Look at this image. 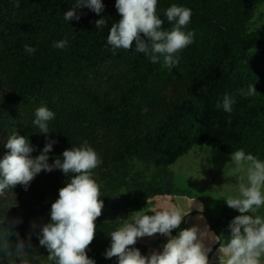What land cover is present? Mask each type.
Listing matches in <instances>:
<instances>
[{
	"label": "trees",
	"instance_id": "16d2710c",
	"mask_svg": "<svg viewBox=\"0 0 264 264\" xmlns=\"http://www.w3.org/2000/svg\"><path fill=\"white\" fill-rule=\"evenodd\" d=\"M240 2L220 24H199L195 28L198 52H180L178 65L169 70L161 67L162 57L161 63H152L135 45L113 54L107 35L112 23L120 19L115 0H102L100 14L86 6L78 8L79 21L69 22L64 13L77 0H18V7L16 0H0V158L7 153L3 131L26 136L34 146L32 154H40L46 136L33 124L40 106L55 113L48 122L47 139L56 141L48 163L62 159L65 149L80 148L81 141L94 149L100 163L92 175L100 185L104 205L86 250L95 264H117L116 257L104 256L111 244L109 235L131 222L133 212L147 209L156 196L187 194L175 186L170 166L194 146L227 154L243 150L264 161V59L257 68L240 61L241 55L264 45V31H250L247 21L250 10L264 6V0ZM216 3L158 0L157 15L164 21L163 30L170 31L173 23L164 13L171 5L205 13ZM102 17L107 21L104 28H96L95 21ZM65 37L66 48L52 47ZM25 45L35 51L27 52ZM175 82L185 92L176 96L173 105L151 96L161 84ZM249 84H254L256 94L241 95ZM225 94L236 100L231 113L217 107ZM154 105L155 110L144 111ZM71 114L75 122L62 120ZM86 129H98L100 134ZM72 175L65 176L60 169L41 171L27 190L17 185L0 194V218H7L5 226L12 229L13 243L18 232L26 242L30 235L32 245L40 226L49 222L58 190ZM200 213L208 229L226 244L234 217L225 212L215 216L207 208ZM184 215L181 228H187V218L193 213ZM179 230L174 229L172 235ZM4 231L0 228V236ZM134 247L148 255L145 244L137 241ZM217 247L215 243L213 250ZM33 255H38L36 261L51 264L44 247Z\"/></svg>",
	"mask_w": 264,
	"mask_h": 264
},
{
	"label": "clouds",
	"instance_id": "9594fccd",
	"mask_svg": "<svg viewBox=\"0 0 264 264\" xmlns=\"http://www.w3.org/2000/svg\"><path fill=\"white\" fill-rule=\"evenodd\" d=\"M157 2L115 0L120 19L112 23L107 44L111 46L113 54L117 49L130 50L135 45V50L147 55L152 63H161L162 57L161 67L170 70L178 65L179 53L193 43L194 32L183 31L190 23L192 12L176 4L168 7L164 15L173 23V27L165 31L162 27L164 21L157 15ZM15 6H19L18 0ZM84 6L97 14L104 9L102 0H77L64 13V20L79 21L80 15L76 10ZM106 22L102 17L95 21V26L104 28ZM67 44L65 37L55 41L52 47L64 49ZM25 50L29 53L35 51L28 45H25ZM256 92L254 84H249L246 92L241 90V95L253 96ZM235 103L233 96L225 94L217 107L231 113ZM54 118L55 113L46 106L35 110L33 124L38 127L39 133L46 136L43 149L35 157L31 155L34 146L26 136L15 132L7 139L4 146L9 151L0 158V194L17 185L27 190L41 171L60 169L65 176L73 174L69 182L58 190V198L50 207L49 222L40 226L38 242L47 250L46 258L51 264H95L94 259L87 256L86 250L95 237V221L102 214L104 206L100 199V185L92 175L100 160L91 147H71L61 153L62 159L55 158L53 163H48V154L56 143L47 139L50 132L48 122ZM230 156L234 164L230 175L238 176L245 172L247 182L239 178L236 194L223 199L229 208L240 213L229 222L226 244L221 243L220 236L212 233L207 226L203 229L196 225L181 228L185 219L183 211L175 206H165L152 214L134 212L131 222L110 233L111 244L104 252L105 258L116 257L117 264H209L211 243H218L219 264H264V217L257 214L264 206V161L243 150H236ZM197 209L202 212L203 206L199 205ZM6 219L5 215L0 218V228L5 230L0 236V260H6L7 264H35L39 257L33 255L29 260L31 236L26 242L16 232L13 245L10 239L12 229L5 226ZM32 227L35 229V222ZM174 229H180L175 236L172 235ZM156 234L168 238L162 250H153L145 256L134 247L139 238ZM205 240L210 243L206 244Z\"/></svg>",
	"mask_w": 264,
	"mask_h": 264
},
{
	"label": "rangeland",
	"instance_id": "374dc122",
	"mask_svg": "<svg viewBox=\"0 0 264 264\" xmlns=\"http://www.w3.org/2000/svg\"><path fill=\"white\" fill-rule=\"evenodd\" d=\"M240 0H217L216 5L209 9L205 13H192L190 23L183 29V31H193L194 38L193 43L188 45L181 52L183 54H193L198 52L195 42V28L201 23H207L209 21L219 23L224 16H227L231 12H235L240 5ZM247 21L250 31L254 30L258 25L260 27L257 30L264 31V6L253 7L248 16ZM264 59V45H259L251 52L241 55L242 64H250L252 68H257L259 62ZM109 74L105 78L112 76ZM157 91H151L152 97L158 98L167 104L173 105L176 96L185 92L183 85L175 83L161 84ZM155 110V105L144 108V111ZM64 122H75L74 115L63 116ZM87 133L100 134V131L96 129H86ZM13 134L9 131H3L1 139L5 145L7 139ZM81 147H90L86 141H81ZM4 150H9L4 146ZM31 155L35 157L32 153ZM234 164L231 162V156L227 153L218 152L212 148L206 146H194L187 154L179 157L175 163L170 166L174 175V184L177 188L184 190L187 194H174L167 196H156L150 200L149 207L147 209L140 210L145 214H152L156 210H161L165 206H175L186 213H193V215L187 218V228L193 225L199 226L201 229L207 226L205 219L198 211L199 205L209 209L215 216H220L222 212H225L233 217L239 215L237 210L229 208L224 198L229 195L236 194L238 188L239 178H243V182H247V176L245 172H241L238 176L230 175ZM194 201V202H193ZM136 212V211H135ZM135 213L133 212L131 216ZM264 217V206L257 213ZM208 228V227H207ZM39 234V233H38ZM38 234L32 240V249L30 252L29 260H32L31 253L36 254L39 248H43L39 245ZM167 237L161 235L160 237H144L139 238L137 241L143 243L147 247V254L153 250L160 251L162 246L167 241ZM205 243H210L205 240ZM15 243H13L14 245ZM215 243H211V252L208 253L209 264H219L217 250L218 247L213 250ZM36 256V255H34ZM38 257V255H37ZM221 260L223 257L220 258ZM264 258H262V261ZM0 264H7L6 260H0ZM35 264H44L42 261H35Z\"/></svg>",
	"mask_w": 264,
	"mask_h": 264
},
{
	"label": "crops",
	"instance_id": "0c3cea01",
	"mask_svg": "<svg viewBox=\"0 0 264 264\" xmlns=\"http://www.w3.org/2000/svg\"><path fill=\"white\" fill-rule=\"evenodd\" d=\"M264 260V259H263Z\"/></svg>",
	"mask_w": 264,
	"mask_h": 264
}]
</instances>
